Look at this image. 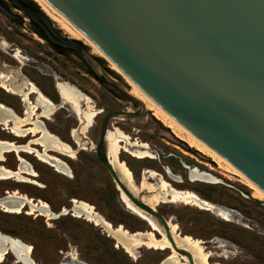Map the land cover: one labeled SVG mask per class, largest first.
Wrapping results in <instances>:
<instances>
[{"label": "rangeland", "instance_id": "rangeland-1", "mask_svg": "<svg viewBox=\"0 0 264 264\" xmlns=\"http://www.w3.org/2000/svg\"><path fill=\"white\" fill-rule=\"evenodd\" d=\"M10 8L18 18L14 21L0 10V63L20 68L57 105V110L49 118H39L40 109V114L37 110L35 117L45 123L49 131L68 143L75 156L50 151L69 165L71 173L68 174L43 162L36 153L21 151L20 154L34 167L37 175L24 174V178L20 179H0V195L8 190H18L49 203L56 216L49 219L38 213H29L28 208L20 213L0 209V231L30 244L31 257L36 264H61L63 261L66 264H162L166 260L168 264H190L188 256L177 252L178 257L169 261L173 249L167 247L142 245L137 248L135 255H130L102 226L72 211L62 213L64 208L71 209L74 199H79L93 205L114 227L122 225L129 232L152 231L139 210L130 208L123 200L122 191L92 149L99 140L105 113L115 110L139 112L141 107L109 82L99 81L91 75L87 71L88 66L76 54L57 52L50 43H42L39 35L35 36L29 29L30 19L12 6ZM53 23L64 35L70 36L54 20ZM79 40L130 91L131 86L121 73L110 67L109 59L93 53L90 45ZM18 50L22 51L20 61L13 57V54H19ZM57 81L75 86L91 98L97 110L102 111L85 133L81 132L83 119L70 104H62L56 89ZM0 102L11 107L18 115H24L26 107L20 97L8 94L1 88ZM85 107L86 104L83 105ZM108 123L109 131L118 129L133 140L148 143L155 156L139 159L127 151H123L120 156L132 170L134 184L133 190H129L137 198L156 193L146 184L158 187L160 181L150 177L146 169L156 170L175 189L194 190L217 207L214 211L171 200L154 206L169 222L178 225L180 234L190 235L202 242L211 264H264V199L257 198L239 176L219 168L211 157L174 134L148 108L137 118H111ZM72 131H76L78 138ZM36 137L37 134L18 137L0 125V139L26 144ZM33 147L42 150L40 145L33 144ZM4 156L0 164L10 169L19 167L16 152L8 151ZM187 165L211 172L221 182H192L188 178ZM169 171L183 180L178 182L172 179ZM153 232L157 238L167 237L160 226ZM1 264L21 263L9 253Z\"/></svg>", "mask_w": 264, "mask_h": 264}, {"label": "water", "instance_id": "water-1", "mask_svg": "<svg viewBox=\"0 0 264 264\" xmlns=\"http://www.w3.org/2000/svg\"><path fill=\"white\" fill-rule=\"evenodd\" d=\"M11 1L52 44L74 50L98 77L141 106L140 112L104 115L97 157L118 189L194 264L192 253L176 245L169 220L129 190L104 147L109 120L137 118L145 104L84 43L59 32L42 8ZM47 1L172 118L264 191V0ZM26 264L36 263L29 258Z\"/></svg>", "mask_w": 264, "mask_h": 264}, {"label": "bare ground", "instance_id": "bare-ground-1", "mask_svg": "<svg viewBox=\"0 0 264 264\" xmlns=\"http://www.w3.org/2000/svg\"><path fill=\"white\" fill-rule=\"evenodd\" d=\"M39 3L46 14L53 19L61 28H63L66 33L71 37L81 39L86 44L92 47V52L101 55L105 58L107 56L100 50V48L92 42L85 34H83L78 28H76L65 16H63L58 10H56L47 0H34ZM21 60V56L17 53L16 55ZM109 59V58H107ZM110 67L117 72L121 73L127 83L131 86L130 92L137 98H139L145 106L150 109L153 114L160 119L166 127L171 128L174 134L189 143L192 147L201 151L204 155L211 157L219 166V168L232 173L241 178V181L248 185L252 190L254 195L259 199H264V191L255 185L247 176L235 168L230 162L219 155L216 151L210 148L207 144L199 140L194 136L189 130L183 127L179 122L172 118L162 107H160L155 101H153L137 84H135L128 76H126L122 70L109 59ZM13 80L15 78H12ZM8 79L6 75L0 73V86L4 87L6 90L23 96V100L26 102L27 109L24 117L19 116L11 107L4 104H0V125L9 129L11 133H14L18 137H26L28 134H40L41 137L32 139L26 144H17L13 141L0 139V161L5 159V152L14 151L17 153L20 164L17 169H10L2 164H0V179H10V178H24V174L37 175L34 167L27 163V161L20 154L21 151L33 152L39 157L40 160L50 164L57 171L62 173L70 174V167L65 163L60 157L53 155L50 151H56L62 154H70L75 156V152L72 150L71 146L63 141L59 136L53 134L46 125L39 119L35 118L36 110H41V115L45 117H50L51 114L57 110V105L51 101L40 89L33 83L25 80L16 81ZM28 87L27 91L24 89ZM56 88L60 94L63 102L71 105L77 115L83 119V127L81 132L85 133L88 128L91 127L94 118L98 116L101 110H97L94 107L91 98L78 90L75 86L69 84L65 81H58ZM34 94L36 97L33 101L30 99V95ZM86 107L83 108V105ZM14 123L11 125V123ZM28 124H31L28 127ZM77 137L76 131L73 132ZM107 144H108V156L116 169L119 176L123 179L129 189L133 190L134 178L132 170L130 169L127 162L121 159V154L123 151L129 152L136 158H154L155 156L150 150V145L146 142L133 140L130 135L115 129L114 131H108L107 133ZM33 144L40 145L42 150H38L33 147ZM189 171V180L192 182H207V183H219L221 179L211 172L200 169L196 166H186ZM150 177L159 180V185L152 186L148 183L147 188L150 190H156V193L150 195L149 197H143V200L150 206L154 207L157 204L171 200V201H182L187 204H192L194 206H199L202 208L214 210L217 209L210 201L202 198L197 192L190 189H175L162 174H159L156 170H148ZM169 177L181 182L179 176L175 175L173 172L169 171ZM123 200L127 203L130 208L139 210L142 217L149 222L152 227V231H137L129 232L122 225L118 227L112 226L110 222L104 219L97 211L96 208L90 203L74 199L72 204V211L78 216H84L89 220L95 222L97 225L102 226L109 235L116 239L119 246L123 247L126 252L130 255H135L138 247L142 245H148L150 247H167L172 248L173 251L168 257L169 261L177 258L179 252L175 250L171 240L167 237L157 238L153 230H158V223L149 214L146 215V211L139 208L131 198L125 192L122 191ZM24 208L29 209V213H38L44 215L49 219L55 217L56 214L52 210L49 203L46 201L33 198L27 194L21 193L18 190L7 191L4 195H0V209L11 212L20 213ZM139 208V209H138ZM65 212L69 210L64 208ZM145 212V213H143ZM71 213V210H70ZM223 215L225 212L221 211ZM222 216V215H221ZM171 234L176 245L179 248H184L189 250L194 256L196 264H211L208 261V253L204 250L202 242L198 239L193 238L190 235H182L179 232L178 225L171 223ZM168 238V239H167ZM175 250V251H174ZM32 246L25 243L18 237H14L7 233L0 231V264L6 258V255L13 254L17 262L21 264H26V260L31 257ZM177 252V253H176ZM185 259V256H182ZM61 264H66L64 261ZM218 264V263H215Z\"/></svg>", "mask_w": 264, "mask_h": 264}, {"label": "flooded vegetation", "instance_id": "flooded-vegetation-1", "mask_svg": "<svg viewBox=\"0 0 264 264\" xmlns=\"http://www.w3.org/2000/svg\"><path fill=\"white\" fill-rule=\"evenodd\" d=\"M22 2L25 4V5H27V6H30L29 4L31 3V2H29V1H27V0H22ZM0 4L2 5V6H4L5 7V10L7 11H4V10H2L1 9V7H0V10L6 15V16H8L10 19H12V20H16L17 18H18V15H16V14H14L13 12H12V9L10 8V6H12L13 8H14V10H17V11H19V12H22L20 9H18L14 4H13V2L11 1V0H1L0 1ZM31 7V6H30ZM23 13V12H22ZM26 17H28L25 13H23ZM29 18V17H28ZM26 19V18H25ZM30 19V18H29ZM30 23H29V25H30V27H29V29L33 32V34L36 36V34L37 35H39V40H41L42 41V43H50L51 44V46H52V48H53V50H57V52L58 51H65V52H72V53H74V54H76L77 55V53L74 51V50H71V49H66V48H63V47H61V46H59V47H55V45L54 44H52L49 40H47L43 35H42V33H41V30H40V27L35 23V22H33L31 19H30ZM45 40V41H44ZM19 51V55H20V53L22 52L21 50H18ZM17 51V52H18ZM16 52V53H17ZM61 55H63V52H61L60 53ZM16 54H13V57L17 60H19V58H17L16 56H15ZM21 56V55H20ZM78 56V55H77ZM79 57V56H78ZM20 61V60H19ZM86 64V63H85ZM87 65V64H86ZM6 70V71H5ZM88 71V70H87ZM89 72V71H88ZM0 73H2V74H4V75H6L7 76V78L8 79H12V78H15L14 80H18L19 82L21 81L22 82V80H25V81H28V82H32V80L20 69V68H15L13 65H11V64H1L0 63ZM90 73V72H89ZM91 74V73H90ZM92 75V74H91ZM94 76V75H93ZM96 78V77H95ZM13 80V79H12ZM13 80V81H14ZM104 81H105V79H104ZM58 82V81H57ZM57 82H56V85H57ZM35 85H36V83L35 82H33ZM39 89H40V91L41 92H43L44 93V91L41 89V87L40 86H38V85H36ZM0 88L1 89H3V91L4 92H6V93H8V94H12V95H16V96H18V97H20V99L25 103V107H26V109H27V104H26V102L23 100V96L22 95H19V94H14V93H12V92H10V91H8V90H6L4 87H2V86H0ZM57 89V88H56ZM28 90V87L26 86V88L24 89V91H27ZM45 94V93H44ZM34 97V98H33ZM35 95L34 94H32V95H30V99H31V101H33L34 99H35ZM61 97V96H60ZM62 99V98H61ZM0 104H4V103H1L0 102ZM62 104H67L66 102H63V100H62ZM141 107V106H140ZM147 108V107H146ZM38 111H39V114H40V110L39 109H37ZM36 110V111H37ZM141 110H142V108H141ZM146 110V109H145ZM102 112V111H101ZM101 112L99 113V114H101ZM140 112V111H139ZM25 113H26V110H25V112H24V115L23 116H21V117H24L25 116ZM108 113V112H107ZM106 114V113H105ZM104 114V115H105ZM37 115V113L35 114V116ZM20 116V115H19ZM40 117H44V118H48V117H45V116H39V118ZM104 117V116H103ZM35 118H37V117H35ZM103 120V119H102ZM12 124H14L13 122L11 123V125ZM45 124V123H44ZM109 124V123H108ZM31 126V124H28V127H30ZM101 126H102V122H101ZM76 129V128H75ZM100 131H101V129H100ZM108 125H107V133H108ZM73 132V131H72ZM107 133H106V137H107ZM32 134V136H36V134H33V133H31ZM30 135V134H29ZM39 137H41V133L40 134H37V137L36 138H39ZM72 137H73V134H72ZM83 137L85 138V135H83ZM99 137H100V135H99ZM36 138H34V139H36ZM73 139H74V137H73ZM32 140V139H31ZM30 140V141H31ZM99 141V140H98ZM97 144H98V142H97ZM97 144L92 148L94 151H95V148H96V146H97ZM104 147H105V150H106V153H107V155H108V144H107V140H106V138H105V142H104ZM96 152V151H95ZM96 156H97V154H96ZM109 157V156H108ZM98 158V157H97ZM110 159V158H109ZM140 159V158H139ZM145 159V158H144ZM99 160V159H98ZM146 170H149V169H146ZM146 173V172H145ZM147 174V173H146ZM188 174H189V171H188ZM149 175V174H148ZM128 187V186H127ZM139 199H141V200H143V196L141 197L140 196V198ZM144 201V200H143ZM145 202V201H144ZM146 203V202H145ZM140 208V207H139ZM143 210V209H142ZM147 213V212H146ZM149 214V213H148Z\"/></svg>", "mask_w": 264, "mask_h": 264}, {"label": "trees", "instance_id": "trees-1", "mask_svg": "<svg viewBox=\"0 0 264 264\" xmlns=\"http://www.w3.org/2000/svg\"><path fill=\"white\" fill-rule=\"evenodd\" d=\"M1 1V0H0ZM32 8H34V9H40V6H38V4H35V3H33V2H31L30 4H29ZM40 30H41V33H42V35L48 40V38L46 37V35L44 34V32L42 31V29L40 28ZM59 30V29H58ZM59 32H61L60 30H59ZM62 33V32H61ZM55 47H59L58 45H55ZM87 70L92 74V75H94V77H96V79H98L99 81H104V78H102V77H98L91 69H89V68H87Z\"/></svg>", "mask_w": 264, "mask_h": 264}]
</instances>
